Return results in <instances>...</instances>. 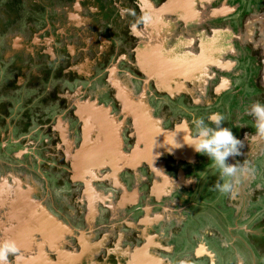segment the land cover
Masks as SVG:
<instances>
[{
  "label": "flooded vegetation",
  "instance_id": "1",
  "mask_svg": "<svg viewBox=\"0 0 264 264\" xmlns=\"http://www.w3.org/2000/svg\"><path fill=\"white\" fill-rule=\"evenodd\" d=\"M233 1L110 0L108 7L105 0H85L89 20L69 28L75 44L63 49L56 43L60 35L48 29L56 40L54 60L37 50L34 61L24 66L23 55L8 57L11 51L6 50L0 64L6 71L0 76V240L16 242L22 257L18 264H202L204 258L215 264V253L205 245L189 253L192 244H183L180 230L185 226L195 233L196 220L211 222L207 211L193 217L192 209L203 206L209 180L222 181L213 166L207 173L197 167L204 162L179 131L187 120L157 113L174 111V105L203 118L205 107L222 109L213 97L237 90L226 78L235 69L256 87L246 106L264 102V0L255 14L247 12L244 1L239 6ZM253 2V8L260 5ZM97 15L102 22L112 16L109 31L94 28ZM144 16L148 23L141 22ZM229 53L235 60L226 59ZM46 68L53 77L44 76ZM118 75L135 82L126 86ZM26 78L27 86H16ZM216 80L211 98L207 88ZM100 81L114 91L113 101L106 87L96 89ZM48 85L47 93L41 92ZM137 89L140 96L135 97ZM48 100L59 103L63 112L45 125L41 120L33 125L29 108ZM40 107L32 110L38 113ZM140 113L153 123L151 134L140 133ZM246 115L250 120L239 132L240 155L228 160L238 168L229 204L239 205L241 217L238 226L230 220H223V226L232 244L247 249L254 264L258 259L264 264V195L254 188L264 178V139L255 135ZM174 135L180 147L167 144ZM84 148L85 164L80 158ZM103 149L107 152L98 154ZM183 188L191 189V195ZM238 246L230 258L240 255ZM10 264L17 261L10 257Z\"/></svg>",
  "mask_w": 264,
  "mask_h": 264
},
{
  "label": "rangeland",
  "instance_id": "2",
  "mask_svg": "<svg viewBox=\"0 0 264 264\" xmlns=\"http://www.w3.org/2000/svg\"><path fill=\"white\" fill-rule=\"evenodd\" d=\"M22 1V2H21ZM94 1V0H93ZM110 1V0H109ZM107 0H105V3L108 7H110V3ZM242 1L243 4H242ZM254 1V2H253ZM75 0H0V64L1 62L7 58L6 57V50L10 48V40L15 38L16 35L22 34L24 38L26 39H31L32 34L34 32H37L41 38H45L44 34H40L41 30L43 31L44 29H51L53 33L57 37V44L59 43V46H64L63 49L67 48V45L75 44L76 39L75 35L71 34V31H69V28L73 27L72 24L69 23V21L66 18L65 14V5H68V10L73 11V4ZM250 2H253L254 4H260L261 0H234L232 4H236L239 6L241 3L243 5H247L246 8H248L247 12L251 14L259 13L263 9V4H260L259 6L257 5L256 8H253L250 6ZM84 10L79 12V16L82 19V22L84 23L85 21L89 20L88 15H90V12L86 10V4L85 2L82 3ZM241 6V5H240ZM6 8V9H5ZM10 9H17V11H13ZM114 9V8H113ZM115 10V9H114ZM114 10L110 9V12L113 13L112 16H114L116 13ZM98 16V15H97ZM112 16L110 17H103L106 21L102 22L100 19L101 17L98 16L96 20H93V26L98 32H107L110 29V23H113V18ZM69 19V17H68ZM229 24L233 25L235 24V19H229ZM114 29H117L120 34L121 31L118 27L113 25ZM50 31V30H49ZM17 33V34H15ZM50 34V33H48ZM121 37H124L121 35ZM229 37V36H227ZM240 44L236 42V47L238 49ZM30 48L36 49L35 46L30 45ZM125 50H127L126 46L122 47ZM124 49L120 50V54L124 52ZM14 57L18 55H23V58L25 60L24 66H27L28 64H31L34 60L32 59V51L25 52L24 50L19 51H14ZM36 53V52H33ZM91 54V53H90ZM92 56V54H91ZM233 59L234 57L229 53L226 56V59ZM235 60V58H234ZM80 61V58L75 59L76 64ZM23 63V61H22ZM107 62L104 63L103 66H101V69L106 65ZM109 63H112L111 61ZM3 65V64H1ZM0 65V66H1ZM124 65V64H121ZM30 67H28L29 69ZM243 69V68H242ZM247 71L252 72L254 67L253 66H248ZM45 77H53V73L51 72V68H46L45 69ZM6 74V71L3 69H0V76H4ZM120 81L128 86L132 85L135 81L129 77H126V75H118L117 76ZM229 79L233 82L235 88L237 90H232L231 92H235L232 94L231 92H226V94H223L222 97H217L218 99L213 97V101L215 103H222V109L220 106H215L214 109L210 107H205V110L203 111V118L207 121V117L210 116L211 112L215 113H220L224 116V127H231L233 134L239 138L240 136V130L249 124V118L246 117V109L248 108L246 105L252 102V100L246 101L247 96H252L256 93L254 90L255 84L254 81H250L249 76L244 75V73H238L237 69L233 71L230 75L226 73V78ZM57 78V77H56ZM72 77H70V83H72ZM87 79V78H86ZM28 81V78L25 79ZM77 82L82 81L81 79L77 78ZM29 82V81H28ZM231 82V83H232ZM218 80L213 81L210 83V87L207 88V91L209 92V96L213 94L211 91L212 88L217 85ZM96 89H102L106 87L108 90L106 92H109V95H104L107 96L108 100L113 101L114 100V91L111 89V87L104 82L100 81V83L96 84ZM133 87V86H132ZM50 89L49 85L41 90L44 94L47 93V90ZM135 97L140 96L139 90H135L133 93ZM34 95V94H33ZM138 95V96H137ZM28 99H31L30 96L27 97ZM148 99H151L150 96H148ZM25 102L23 105H27L29 100L24 99ZM151 102V100H148ZM14 104H17L16 100H13ZM52 103V105L50 104ZM188 104V102L186 101ZM184 105V103H182ZM154 106V104H152ZM34 106L40 107L41 111L36 113V111H33L32 108ZM171 107L174 109V111L170 112H158L157 116H167V114L172 115V117L175 119V121H180L182 119H186L189 123L193 119L192 116L189 113H185L184 111L180 110L177 111V107H174V105H171ZM21 110V109H20ZM63 112V108H60L59 103L55 104L51 102V100L45 101L44 103H39L37 105H33L29 108V113L30 116L27 117H33V125L38 124L37 120H41L42 124H46L49 119L51 120L52 118H56V116L60 113ZM7 126V125H6ZM17 132V131H15ZM17 134V133H16ZM33 135V134H32ZM38 140V137L33 138L32 142L36 143ZM45 147V146H44ZM198 160L203 161L204 163L202 165L199 164L197 166L199 169H201L204 172L212 171V163L209 160L208 157L203 156L198 154ZM207 160V162L205 161ZM203 167V168H202ZM258 170L260 171V167L256 166ZM254 168L257 170V168ZM177 169V168H176ZM175 169V170H176ZM179 169V168H178ZM177 169V170H178ZM217 174L218 171L215 170ZM216 175V174H215ZM263 180V181H262ZM209 180L208 184L206 185L208 187V190L204 193H202V199L201 201L204 203L202 207L198 209H192V214L193 217L199 216L203 211L206 212V217H209L211 222L207 219L204 222L198 223L197 220L194 222V229L193 232L195 233H190L189 230L185 229V226L182 227L181 234L183 237H181V240H183V244L185 246L188 244L191 245V249L189 250V253L194 252V247L195 245H205L207 249L211 250L212 252L215 253V264H254L251 258V254L248 252L247 249L242 248L243 246H238L237 244H232V239L231 236L228 234L226 228L223 226V222L226 220H230L232 222V225L235 227L237 225V220L236 218L241 217L239 216V212L237 211V208L239 207L238 204L235 206H231L229 203L230 198H229V193H221L215 184V181ZM254 188H258V192L262 193L264 195V178H260L259 180L255 181ZM183 191L185 193H189L191 195V189L188 188H183ZM261 195V196H263ZM260 196V197H261ZM251 201V200H250ZM203 209V210H202ZM249 214L253 216V211L251 212L249 210ZM186 216V215H185ZM224 217V218H223ZM224 220V221H223ZM225 221V222H226ZM187 222V220H186ZM235 222V223H234ZM245 220L242 219L241 224L244 223ZM238 246L239 251L241 252L240 255L238 254L237 257L235 258H230L228 255L229 254H234L235 253V248ZM183 247V246H181ZM223 251H226V254H223ZM196 255H198V252L195 250ZM196 261V258H195ZM200 263L202 264H209V260L207 258L201 259ZM257 264H260L259 259L256 260Z\"/></svg>",
  "mask_w": 264,
  "mask_h": 264
},
{
  "label": "clouds",
  "instance_id": "3",
  "mask_svg": "<svg viewBox=\"0 0 264 264\" xmlns=\"http://www.w3.org/2000/svg\"><path fill=\"white\" fill-rule=\"evenodd\" d=\"M142 23H148L149 17L141 18ZM135 29L136 25L132 26ZM247 114L253 120L254 133L260 139H264V102L256 101L246 109ZM185 143L193 150L209 158L212 166L218 171L221 183L216 185L221 193H229L232 190V178L238 172L236 164L229 163V157L240 155L243 143L232 131L231 127H224V116L220 113H213L204 118H193L184 122ZM176 134V130H172ZM167 133V132H165ZM169 133H167L168 135ZM166 135V136H167ZM172 147H180L175 141L167 143ZM10 257L18 262L22 259L20 249L16 242L11 239L0 240V264H10Z\"/></svg>",
  "mask_w": 264,
  "mask_h": 264
},
{
  "label": "crops",
  "instance_id": "4",
  "mask_svg": "<svg viewBox=\"0 0 264 264\" xmlns=\"http://www.w3.org/2000/svg\"><path fill=\"white\" fill-rule=\"evenodd\" d=\"M22 2V1H21ZM82 2H85V0H77V6L74 8V10L73 11H70V10H68V17H69V19H68V21H69V23L70 24H72L73 26H75V25H79L80 24V22H82V19H81V17L79 16V12H81L83 9V6L81 5V3ZM6 9V8H5ZM92 9V8H91ZM17 10H15V12H16ZM92 11H94V9H92ZM95 11H97V9L95 10ZM0 16H1V14H0ZM47 33H48V29H44L43 31L41 30V32H40V34L42 35V34H44V39L43 38H41V36L37 33V32H34V34H32V35H34V36H32V38L31 39H26V38H24L23 37V35L22 34H17V33H15V34H17L16 35V37L15 38H13V39H11L10 40V48H8L11 52H8L9 54H8V57H9V55H13L14 56V51H19V50H22V52H23V50H24V52H29V51H32V53L33 52H35V51H37V50H39V51H41L42 53H45L46 54V57L49 59V60H54L55 59V49H54V47L56 46L55 45V42H56V40H55V38L53 37V36H51V35H47ZM102 41L104 42V43H108V40H106V39H102ZM30 45H31V47L32 46H35V48L36 49H31L30 48ZM26 84H28V81H26L25 79L23 80V79H21V83H18L16 86H27ZM1 99V98H0ZM94 104V103H93ZM95 104H97V102H95ZM91 105V104H90ZM91 108V107H90ZM92 108H94L95 110H101L99 107H97V106H93ZM1 111V110H0ZM92 130H90V132H91ZM89 132V131H88ZM90 134V133H89ZM89 139H90V136H89ZM89 139H88V141H89ZM245 228H247V227H245ZM47 229H45V231H46ZM31 237V236H30Z\"/></svg>",
  "mask_w": 264,
  "mask_h": 264
},
{
  "label": "water",
  "instance_id": "5",
  "mask_svg": "<svg viewBox=\"0 0 264 264\" xmlns=\"http://www.w3.org/2000/svg\"><path fill=\"white\" fill-rule=\"evenodd\" d=\"M172 5H174V3H171L169 6H172ZM100 119H102L101 118V116L99 117V121H100ZM104 123H107V125L109 126V125H112L108 120H102ZM102 122V123H103ZM110 123V124H109ZM138 126H139V131H140V133H142V134H148V133H150L151 134V128H153V123H150V118L147 116V114L146 113H140V114H138ZM87 135H88V132H87ZM87 142H88V137L86 138V144H87ZM107 143L109 144V145H112V142H111V139L109 138L108 140H107ZM85 148H86V146H85ZM85 148H84V151L82 152V154H81V156H80V158H81V160H82V162H83V164H85V160H87L88 158H86L85 156H83V154H84V152H85ZM107 149H103L102 151H101V153L100 152H98V154H105L107 151H106ZM111 151L113 152V150L111 149ZM114 153H115V151H114ZM96 154V153H95ZM97 155V154H96ZM83 156V157H82Z\"/></svg>",
  "mask_w": 264,
  "mask_h": 264
}]
</instances>
